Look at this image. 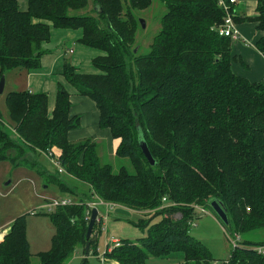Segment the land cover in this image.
I'll return each mask as SVG.
<instances>
[{"label": "trees", "instance_id": "obj_1", "mask_svg": "<svg viewBox=\"0 0 264 264\" xmlns=\"http://www.w3.org/2000/svg\"><path fill=\"white\" fill-rule=\"evenodd\" d=\"M158 1L167 12L149 53L141 55L135 52L141 26L136 13L154 0H93L89 16L74 14L88 9L89 0H28L27 11L16 0H0V80L9 72L39 71L53 29L81 31L79 43L91 50L95 72L81 73L66 61L62 76L96 104L100 129L119 143L116 157L133 168L114 173L112 164L102 163L97 141L69 140L81 119L72 116L63 86L52 115L46 94H8L16 126L12 130L0 121V161L34 170L77 196L59 173L40 164L39 155L51 152L65 174L88 188L80 204L73 201L50 215L56 231L52 249L36 256L38 264H69L79 249L83 264H89L97 243L93 239L87 255L94 201L162 217L147 237L108 246V263L147 264L150 258L182 254L185 264H214L209 249L190 234L196 208L202 207L238 240L230 264H264L255 251L264 240L247 239L264 231V79L253 83L234 73L232 39L219 33L227 16L220 0ZM223 1L236 24H256L263 36L255 49L264 56V0H256L254 18L235 16L234 4ZM140 140L148 144L155 166ZM213 202L225 208L227 226L211 209ZM133 223L144 230L149 221ZM0 264H33L25 217L0 243Z\"/></svg>", "mask_w": 264, "mask_h": 264}, {"label": "rangeland", "instance_id": "obj_2", "mask_svg": "<svg viewBox=\"0 0 264 264\" xmlns=\"http://www.w3.org/2000/svg\"><path fill=\"white\" fill-rule=\"evenodd\" d=\"M92 1L89 0L88 9L75 12L74 14L79 16L92 15L90 13V10L93 9ZM166 12V7L158 0H154L151 8L136 13L139 21L144 20L146 22V28L140 26L136 35V43L138 44L136 50H139L141 55L149 53L153 40L160 31L161 18ZM67 34L54 29L52 31V45L55 50L53 52L57 57V60L55 58V73L66 61L78 67L81 73H94L95 70L91 63L94 56L90 55L91 50L86 49L79 43L82 32L70 31ZM68 49L73 50L75 55H65V51ZM51 68L53 67L51 66ZM44 69H47V67L42 63L39 71ZM26 82H28V72H9L6 75V88L4 94L0 95V116L9 128L15 129L16 124L8 111L7 96L13 91L30 92ZM65 85L69 87L68 84ZM53 111L54 109L50 115L53 114ZM102 132L104 138L98 141L102 163L112 164L114 173H118L123 167L133 172L129 160L118 159L116 157L119 143L112 138L109 131H106L107 134H105V131ZM38 160L46 172L58 175L59 168L54 165L48 154L39 155ZM58 178L67 183L69 188L76 190L78 195L76 196L62 190L54 182H47L45 176L34 170L26 167L15 168L10 162L0 161V232L9 229L18 218L25 217L27 238L31 247L33 264H38V259L36 258L38 254L51 251L56 232L50 217L56 211V208L50 212L46 206L64 201H74L78 205L81 203L80 195L88 192L86 185L65 173L60 174ZM117 209L121 208H115V206L105 207V205L98 206L99 217L101 216L103 219L102 224H97L96 226L95 236H97V243L88 257L89 264H103L102 258L106 253L107 246L112 247V243L116 239L120 241L125 239L137 241L147 237L149 228L155 226L162 219L161 216H155L153 211L144 212L140 216L133 211L130 212L126 208V210L122 208L124 213H118ZM208 212L209 215L207 216L196 210L197 218L192 222L190 234L209 249L214 263L230 264L232 262V243L230 238H234V236L227 234L219 221L212 215V212L209 210ZM140 219L149 221L148 226L144 230L136 227L133 223H137ZM247 239L251 241H263L264 231L249 235ZM84 259L83 250L79 249L69 264H83ZM106 264L118 263L109 262ZM147 264H185V260L182 254H172L167 258H150Z\"/></svg>", "mask_w": 264, "mask_h": 264}, {"label": "crops", "instance_id": "obj_3", "mask_svg": "<svg viewBox=\"0 0 264 264\" xmlns=\"http://www.w3.org/2000/svg\"><path fill=\"white\" fill-rule=\"evenodd\" d=\"M16 1L18 2L21 11H27L28 0H16ZM233 7L235 10V16H246L250 18H254L257 16L256 0H239L237 1V3L234 4ZM237 25L240 31V37L238 40L232 41V54L234 57L232 63L233 71L236 75L248 79L250 82L253 83L260 82L264 79V56L255 49V45L257 41L263 36V34L259 33L256 30V24L254 23H242ZM69 32L70 31H63V33L65 34ZM52 42L53 39L51 43L46 46V50L49 52V54L45 55L42 58V63L47 67V69L33 73H28V82H26V84L27 86H29L30 92H34L35 94L43 93L48 95V99L50 98L49 100L50 113L55 107L58 88L60 85L63 86L66 89V91H68V93L70 94V99L72 103V112H71L72 116H78L81 119V127L78 130H75L70 133L69 140L73 143L87 139H93L94 141L98 142L99 140L104 138L102 131H105V134H107L106 132L107 130H101L99 127L100 114L97 109V106L90 99L79 96L69 84H68L69 87H66L65 84H67V82L62 76V69L64 65L59 67V69L55 73L57 57L53 52L55 50L52 45ZM66 54L75 55V52L73 50L68 49L67 51H65V55ZM90 55L93 56V54L91 53ZM51 66L53 68H51ZM64 81L66 82L65 84ZM116 207L121 208V209H117L118 213H124V211L122 210L123 207L115 205V208ZM135 213L137 215H140L144 212L142 213L135 212ZM9 229L3 232L7 233ZM114 242H120V240L116 239L115 241H113L112 243L113 246L115 245Z\"/></svg>", "mask_w": 264, "mask_h": 264}, {"label": "built area", "instance_id": "obj_4", "mask_svg": "<svg viewBox=\"0 0 264 264\" xmlns=\"http://www.w3.org/2000/svg\"><path fill=\"white\" fill-rule=\"evenodd\" d=\"M230 3L231 4H235L236 1L235 0H230ZM219 5L222 8H224V10L227 13V16L225 18L224 24L220 27V30H219L220 35L223 36V37H228V38L232 39V41L233 40H238L239 37H240V31L238 29V25L234 21V17L230 13L229 6L223 0H220ZM0 121H2L1 118H0ZM48 156L53 161L54 165H56L59 168L58 173L59 174H64L65 170L62 168V166H61V164H60V162L58 160L52 158L53 154L51 152H49ZM72 204H74V203L73 202L64 201L62 203L49 204V205L46 206V208H48L49 211L51 212L52 209H54V208H58L60 206H70ZM100 205H105V207H111V206L114 207L115 206L114 204H108V203H104L102 201H96V202L90 204L91 208H97V209H98V206H100ZM196 210H199L201 213L209 215L208 210H206L205 208L198 207V208H196ZM99 214H100V212L98 213V217H97L96 223L97 224H102V219L103 218L101 216L99 217ZM5 236H6V234L4 232H0V243L4 240ZM230 241L232 243V248L236 249L238 240L230 239ZM114 243H115V245H119L120 242H114ZM255 251L258 253L259 256L264 258V245L256 247ZM102 259H103V264L108 263L107 260L104 258V256H103ZM214 264H219V263H214Z\"/></svg>", "mask_w": 264, "mask_h": 264}, {"label": "water", "instance_id": "obj_5", "mask_svg": "<svg viewBox=\"0 0 264 264\" xmlns=\"http://www.w3.org/2000/svg\"><path fill=\"white\" fill-rule=\"evenodd\" d=\"M140 24H141L142 28H146V22L144 20H140ZM135 52H137V50ZM5 87H6V76L4 75L0 80V95L4 94ZM140 147H141V151H142L143 155L145 156V158L147 159L149 164L152 167L155 166L156 162H155V160L151 154V151L148 147V144L144 140H140ZM211 209L216 214V216L220 219V221L224 225L227 226L229 222H228V217H227L225 208L220 203L213 202L211 204ZM98 213H99V210L97 208H94L92 210V213H91L90 222H89V226H88V232H87V240L89 241L87 246H86V254L87 255L90 254V247H91V243L93 242V239L97 240V236L93 235V230H94V227L96 225Z\"/></svg>", "mask_w": 264, "mask_h": 264}, {"label": "bare ground", "instance_id": "obj_6", "mask_svg": "<svg viewBox=\"0 0 264 264\" xmlns=\"http://www.w3.org/2000/svg\"><path fill=\"white\" fill-rule=\"evenodd\" d=\"M235 41V40H234ZM100 208V207H99ZM97 242V241H96Z\"/></svg>", "mask_w": 264, "mask_h": 264}]
</instances>
